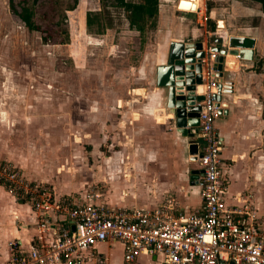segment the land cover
Masks as SVG:
<instances>
[{"label": "crops", "instance_id": "1", "mask_svg": "<svg viewBox=\"0 0 264 264\" xmlns=\"http://www.w3.org/2000/svg\"><path fill=\"white\" fill-rule=\"evenodd\" d=\"M159 1L165 6L169 2ZM211 1L208 7L206 0H198V14L195 9L180 8L170 15L164 13L160 22L169 23L165 47L171 40L203 39L215 45L218 38L226 36L236 42L243 39L246 47L253 48L252 59H234V68H225L232 75L234 90L222 93L227 113L219 115L215 128L221 141L226 203L239 204L242 198L249 197L264 219V64L262 70H257L259 60L264 59V11L255 1ZM164 5L161 12L166 9ZM146 92L148 97L139 105L138 118L124 119V137L118 147L85 151L81 146L63 143L61 147L57 141L45 140L47 145L43 143L42 150L34 152L25 145V149L20 148L18 139L9 135L13 127L2 121L0 161H11L27 179L45 183L59 198L83 200L88 189L93 188L100 194L99 201L114 207L155 208L171 200L176 214H193L203 205L192 171L197 170L199 175L202 166L199 158L190 160L187 144L200 138L185 137L177 130L162 89L159 95L156 90ZM158 96L159 119L155 115ZM197 128L200 131V124ZM64 218L58 215L57 223ZM39 219L30 201L0 184V264L10 257L12 239L24 250L31 248L37 240ZM94 249L113 263L122 262L120 241L98 242ZM161 261L160 255L141 254L137 264Z\"/></svg>", "mask_w": 264, "mask_h": 264}, {"label": "rangeland", "instance_id": "2", "mask_svg": "<svg viewBox=\"0 0 264 264\" xmlns=\"http://www.w3.org/2000/svg\"><path fill=\"white\" fill-rule=\"evenodd\" d=\"M168 1H159L155 23L146 19L139 31L113 0H15L18 9L34 10L38 31L24 25L10 0H0V125H11L20 148L34 152L45 140L85 151L118 147L124 119L138 118L146 89L159 95L156 68L168 49L169 27L160 19L179 3ZM155 100L159 119V96Z\"/></svg>", "mask_w": 264, "mask_h": 264}, {"label": "built area", "instance_id": "3", "mask_svg": "<svg viewBox=\"0 0 264 264\" xmlns=\"http://www.w3.org/2000/svg\"><path fill=\"white\" fill-rule=\"evenodd\" d=\"M222 38L221 46L227 48V37ZM216 56L210 51L203 59V99L197 101L201 210L176 214L171 200L155 208L114 207L99 201L100 194L93 188L83 200L59 198L45 183L27 179L11 161H0V184L30 201L40 215L36 242L24 250L12 239L10 257L3 264H117L94 249L96 243L106 241L123 244L120 264H137L141 254L160 255L161 264H264L263 216L249 197L239 204L225 201L221 141L215 128L220 115L215 98L219 91L213 68ZM60 214L65 218L57 223Z\"/></svg>", "mask_w": 264, "mask_h": 264}, {"label": "water", "instance_id": "4", "mask_svg": "<svg viewBox=\"0 0 264 264\" xmlns=\"http://www.w3.org/2000/svg\"><path fill=\"white\" fill-rule=\"evenodd\" d=\"M182 2L183 0H179L178 8L180 9H183L181 8ZM189 9L193 8L189 7ZM226 39L227 48L221 46L224 41L222 37L217 39L215 45L206 44L203 39L171 40L167 51L159 58L156 68V84L163 91L166 107L172 114L175 127L185 137L200 138L197 128L200 124L198 112L200 106L197 105V101L203 99V59L208 56V53L217 52L213 68L219 85L215 98L217 106H220V115L227 113L222 102V93H232L234 90L232 75L225 70L227 66L229 67L231 59L225 56L233 55L240 56V59H252L254 50L252 47H246L243 39L236 43L233 37ZM191 127H196V129L191 130ZM187 145L190 160H198L201 142L192 141ZM197 173V170H193L192 178H197Z\"/></svg>", "mask_w": 264, "mask_h": 264}, {"label": "trees", "instance_id": "5", "mask_svg": "<svg viewBox=\"0 0 264 264\" xmlns=\"http://www.w3.org/2000/svg\"><path fill=\"white\" fill-rule=\"evenodd\" d=\"M116 5L125 8L129 12V26L130 28H135L139 31L144 30L146 19L151 20L153 24L156 21V16L159 10V0H140V1H131V0H113ZM260 3L261 9L264 11V0H253ZM10 5L15 14L19 16L21 21L26 27L30 30H41V27L37 24L34 19V10L27 4H23L20 9L15 5V0H10ZM208 7L210 5L208 4ZM91 13L87 15V24L90 25ZM211 29L213 27L211 26ZM45 42H49L48 36H43ZM236 43V40L234 39ZM264 64V59H260L258 63L257 70H262Z\"/></svg>", "mask_w": 264, "mask_h": 264}, {"label": "bare ground", "instance_id": "6", "mask_svg": "<svg viewBox=\"0 0 264 264\" xmlns=\"http://www.w3.org/2000/svg\"><path fill=\"white\" fill-rule=\"evenodd\" d=\"M189 7H192L193 9L198 7V0H183L181 8L189 9ZM228 58L231 59L229 67L234 68L232 61L236 59L235 56L231 55Z\"/></svg>", "mask_w": 264, "mask_h": 264}]
</instances>
